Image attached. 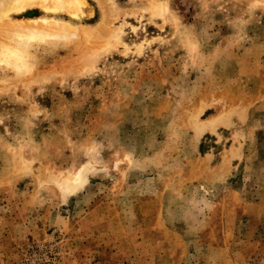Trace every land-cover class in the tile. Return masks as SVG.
<instances>
[{"label":"rangeland","instance_id":"rangeland-1","mask_svg":"<svg viewBox=\"0 0 264 264\" xmlns=\"http://www.w3.org/2000/svg\"><path fill=\"white\" fill-rule=\"evenodd\" d=\"M114 1L0 62V264H264V1Z\"/></svg>","mask_w":264,"mask_h":264},{"label":"bare ground","instance_id":"bare-ground-1","mask_svg":"<svg viewBox=\"0 0 264 264\" xmlns=\"http://www.w3.org/2000/svg\"><path fill=\"white\" fill-rule=\"evenodd\" d=\"M94 1L101 8L102 15L100 19L87 23L83 16L87 0H0V62L27 69L28 56L32 54L30 49L35 41L44 43L43 50H48L52 46L62 47L72 39H80L84 42L79 49L81 53L92 49L90 43L93 41L92 44L105 41L111 36L112 16L118 5L114 0ZM150 4L161 8L164 3L151 0ZM206 122L209 124L211 119ZM87 170L89 167L83 165L78 171L57 178L66 196L76 194L86 184Z\"/></svg>","mask_w":264,"mask_h":264}]
</instances>
